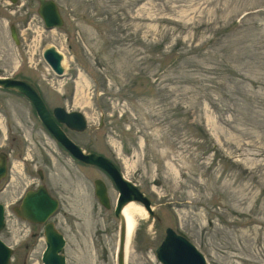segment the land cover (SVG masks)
Here are the masks:
<instances>
[{
	"label": "rangeland",
	"instance_id": "374dc122",
	"mask_svg": "<svg viewBox=\"0 0 264 264\" xmlns=\"http://www.w3.org/2000/svg\"><path fill=\"white\" fill-rule=\"evenodd\" d=\"M55 1L64 24L48 29L38 0H0V76L33 82L49 111L85 114L88 128L69 137L113 160L151 200L158 217L135 202L146 213L126 264H161L168 227L208 264H264V0ZM51 46L64 56L63 75L43 56ZM5 109L12 155L1 236L12 264H44V226L13 210L34 183L60 200L51 221L67 240L66 264H117L113 181L56 142L26 97L5 91Z\"/></svg>",
	"mask_w": 264,
	"mask_h": 264
},
{
	"label": "water",
	"instance_id": "95a60500",
	"mask_svg": "<svg viewBox=\"0 0 264 264\" xmlns=\"http://www.w3.org/2000/svg\"><path fill=\"white\" fill-rule=\"evenodd\" d=\"M16 3L18 0H11ZM38 13L44 20L48 29L61 27L64 24L58 4L55 0H38ZM11 37L16 43H19V35L15 24L10 27ZM44 58L55 73L63 75V54L55 46L44 50ZM0 87L10 89L24 94L34 105L39 117L56 138V140L77 160L80 162L103 169L113 180L118 189L119 196L115 207V215L120 219V237L118 264H126L125 250L127 242L126 219L123 215V208L130 202H138L143 205L150 217H158L155 213L151 200L130 180L126 179L113 161L104 155L88 152L79 147L60 126L61 123L71 129L84 131L88 123L85 115L80 111L68 112L63 107H56L54 114L55 120L48 110L39 89L28 80H14L0 77ZM0 173L6 175L7 160L0 164ZM96 195L100 203L107 209L111 208V200L108 194V187L102 179L95 181ZM59 200L53 197L46 186L41 185L35 190H30L23 199L20 206L15 207L17 215L33 223L44 224L57 210ZM5 215L3 206L0 205V230L5 225ZM45 236L47 247L43 254L44 264H66V256L62 253L66 240L53 222H47L45 225ZM13 250L0 239V264H11ZM156 257L162 264H207L204 255L199 249L185 236L177 233L172 228H167L166 236L160 243L156 251Z\"/></svg>",
	"mask_w": 264,
	"mask_h": 264
},
{
	"label": "flooded vegetation",
	"instance_id": "af4514ba",
	"mask_svg": "<svg viewBox=\"0 0 264 264\" xmlns=\"http://www.w3.org/2000/svg\"><path fill=\"white\" fill-rule=\"evenodd\" d=\"M1 77H3V78H5V76H1ZM14 78H16V77H14ZM16 79H18V80H21L20 78H16ZM5 91H8V92H12V93H17V94H19V95H21V96H24V97H26L25 95H23V94H20V93H18V92H16V91H12V90H5V88H1L0 87V134L1 135H3V141L2 142H0V164L3 162V163H5V158H6V160H7V164H8V173L6 174V176H5V173L4 174H2V173H0V205H2L3 206V209H4V214H5V212H7V207H6V205H5V198H4V195H1V193H3L4 191H5V180L7 179V177H8V175H9V170H10V157H11V153H10V151H5V122L7 121H5V111H6V109H5ZM42 96V95H41ZM27 99H28V101H29V103L31 104V106H32V110H33V112H34V114L38 117V119L40 120V122H41V124L44 126V129L47 131V133L48 134H50L52 137H53V139L57 142V140H56V138L49 132V130L45 127V125L43 124V122L41 121V119H40V117H39V115L37 114V111H36V109H35V107H34V105L32 104V102L30 101V99L28 98V97H26ZM54 109V108H53ZM53 109H51V111H50V113H51V115H52V117L55 119V120H57V118H56V116H55V114H54V112H53ZM60 126L65 130V132L68 134V130H70V131H72V132H80V131H77V130H73V129H71V128H68L65 124H63V123H61L60 124ZM10 127V126H9ZM11 129H12V127H10ZM68 136H69V134H68ZM71 138V137H70ZM13 139H14V136H13ZM78 144V143H77ZM79 145V144H78ZM80 146V145H79ZM81 147V146H80ZM82 148V147H81ZM21 156H23V154L21 155ZM24 157V156H23ZM76 160V159H75ZM78 161V160H77ZM78 162H80V161H78ZM81 163V162H80ZM83 164V163H82ZM51 165V159L49 160V166ZM84 165V164H83ZM86 166H88V165H86ZM95 168H97V167H95ZM97 169H99V170H101V171H103L104 173H106L104 170H102V169H100V168H97ZM38 175H39V179H40V182H43V180L45 179V177H46V172H44L43 170H41V169H38ZM107 174V173H106ZM108 175V174H107ZM109 176V175H108ZM109 178L111 179V177L109 176ZM34 182H36V178L34 179ZM41 184H44V183H34V185H33V187H31L30 189H28V190H26L24 193H23V195L20 197L21 199L18 201V204L17 205H19L21 202H22V200H23V198L25 197V195H26V193L29 191V190H31V189H35V188H37L38 186H40ZM47 186V185H46ZM17 205H15V206H17ZM15 206L13 207V210H14V212H15ZM41 226V225H40ZM7 227V226H6ZM5 225H4V227L1 229V231H0V237H1V239L3 240V241H5L3 238H2V232L5 230ZM33 236H35V234H33Z\"/></svg>",
	"mask_w": 264,
	"mask_h": 264
},
{
	"label": "bare ground",
	"instance_id": "6f19581e",
	"mask_svg": "<svg viewBox=\"0 0 264 264\" xmlns=\"http://www.w3.org/2000/svg\"><path fill=\"white\" fill-rule=\"evenodd\" d=\"M146 213L142 206L136 204L135 202H130L126 204L123 208V215L126 219V228H127V242H126V255L130 253V242L134 233L138 227L137 214Z\"/></svg>",
	"mask_w": 264,
	"mask_h": 264
}]
</instances>
